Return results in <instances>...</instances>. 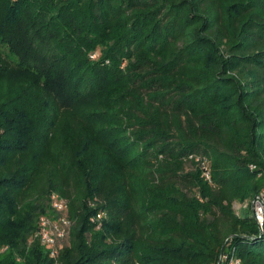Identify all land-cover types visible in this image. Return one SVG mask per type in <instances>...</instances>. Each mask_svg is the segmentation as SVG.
I'll list each match as a JSON object with an SVG mask.
<instances>
[{
	"label": "trees",
	"instance_id": "1",
	"mask_svg": "<svg viewBox=\"0 0 264 264\" xmlns=\"http://www.w3.org/2000/svg\"><path fill=\"white\" fill-rule=\"evenodd\" d=\"M263 190L264 0H0V264H264Z\"/></svg>",
	"mask_w": 264,
	"mask_h": 264
},
{
	"label": "built area",
	"instance_id": "2",
	"mask_svg": "<svg viewBox=\"0 0 264 264\" xmlns=\"http://www.w3.org/2000/svg\"><path fill=\"white\" fill-rule=\"evenodd\" d=\"M203 169V175L206 181L211 182L210 172L208 170V162L205 159H197ZM253 204V211L255 219L259 225L260 231L264 232V190L256 196ZM52 206L55 210L66 213L67 203L59 196L54 195L52 197ZM99 216L98 218H100ZM71 229V223L66 218L60 221L52 222L48 218L41 219V230L39 232V238L43 245L53 246L56 242V238L64 237ZM55 255V253H53ZM221 264H242V260L237 256L235 250L231 251L228 255L223 256Z\"/></svg>",
	"mask_w": 264,
	"mask_h": 264
},
{
	"label": "rangeland",
	"instance_id": "3",
	"mask_svg": "<svg viewBox=\"0 0 264 264\" xmlns=\"http://www.w3.org/2000/svg\"><path fill=\"white\" fill-rule=\"evenodd\" d=\"M34 103H38V100H35ZM247 207V204L246 205H241V204H236L235 205V210L238 214H240L242 212L243 209H245ZM249 208H252L253 210V204H251L249 206ZM254 212V211H253Z\"/></svg>",
	"mask_w": 264,
	"mask_h": 264
},
{
	"label": "water",
	"instance_id": "4",
	"mask_svg": "<svg viewBox=\"0 0 264 264\" xmlns=\"http://www.w3.org/2000/svg\"><path fill=\"white\" fill-rule=\"evenodd\" d=\"M222 257H223V252H222V254H221V258H220L219 264H221Z\"/></svg>",
	"mask_w": 264,
	"mask_h": 264
}]
</instances>
